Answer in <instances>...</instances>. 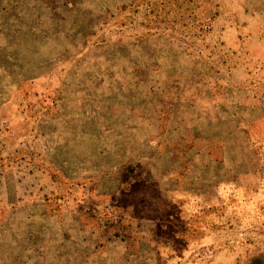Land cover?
I'll list each match as a JSON object with an SVG mask.
<instances>
[{"label":"rangeland","instance_id":"1","mask_svg":"<svg viewBox=\"0 0 264 264\" xmlns=\"http://www.w3.org/2000/svg\"><path fill=\"white\" fill-rule=\"evenodd\" d=\"M0 264H264V0H0Z\"/></svg>","mask_w":264,"mask_h":264}]
</instances>
